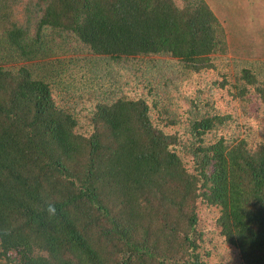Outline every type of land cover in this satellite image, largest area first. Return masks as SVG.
Here are the masks:
<instances>
[{"label":"trees","instance_id":"16d2710c","mask_svg":"<svg viewBox=\"0 0 264 264\" xmlns=\"http://www.w3.org/2000/svg\"><path fill=\"white\" fill-rule=\"evenodd\" d=\"M263 19L0 0V264H264Z\"/></svg>","mask_w":264,"mask_h":264},{"label":"rangeland","instance_id":"374dc122","mask_svg":"<svg viewBox=\"0 0 264 264\" xmlns=\"http://www.w3.org/2000/svg\"><path fill=\"white\" fill-rule=\"evenodd\" d=\"M211 3L215 14L224 22L225 26H227V30L229 31V25H233L237 27H241L244 31L254 32L253 27L257 25H261V19L264 17V0H237L234 4L235 6H231L229 8L224 7V3L222 0H207ZM233 0H230V3ZM245 5L244 9L238 8V4ZM233 4V3H231ZM243 19V22L238 23ZM251 19H253V24L251 25ZM264 20V19H263ZM252 23V22H251ZM258 40V37H257ZM251 53H247L248 57H252V53H256V58H258L260 53H263L261 49H255L254 46L251 48ZM232 55H229V57ZM264 56V54H263ZM238 58V57H236ZM264 57H262L263 59Z\"/></svg>","mask_w":264,"mask_h":264},{"label":"clouds","instance_id":"9594fccd","mask_svg":"<svg viewBox=\"0 0 264 264\" xmlns=\"http://www.w3.org/2000/svg\"><path fill=\"white\" fill-rule=\"evenodd\" d=\"M41 210L46 212L49 218L55 217L57 215V209L55 204L51 200L44 201L41 206Z\"/></svg>","mask_w":264,"mask_h":264}]
</instances>
